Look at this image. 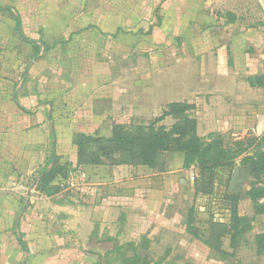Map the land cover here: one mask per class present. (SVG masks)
<instances>
[{
	"label": "crops",
	"instance_id": "crops-1",
	"mask_svg": "<svg viewBox=\"0 0 264 264\" xmlns=\"http://www.w3.org/2000/svg\"><path fill=\"white\" fill-rule=\"evenodd\" d=\"M166 9L170 11L163 20ZM158 16L155 26L151 20ZM167 18L172 22L170 35L189 38V54L199 64L185 97L178 98L171 80L164 107L177 102L192 105L189 113L197 121L199 136L240 132L243 128H231L234 122L260 117L257 90L240 79L264 73V0H0V264H97L98 247L105 244L141 245L149 251L168 246L172 254L183 243L187 259L198 258L197 250L213 263L236 258L238 242L231 249L229 237L225 236L228 245L223 244L225 237L221 239V250L231 254L223 259L205 243L206 225L199 229L187 220L182 223L174 172L77 165L76 135L109 137L114 124L131 116L129 108L136 105L142 115L150 105L117 101L120 114L115 119L112 91L87 94L90 90L83 82L65 85L41 74L44 57L52 50L65 54L78 47L92 55L106 37L114 45L119 36L142 31L145 37L155 36ZM54 23L60 25L50 43ZM19 53L25 54L24 69ZM140 62L141 85H146L151 68ZM169 66L165 71L174 74L177 65ZM55 166L82 167L86 183L71 187L69 177H57L50 184L57 192L37 191L44 172ZM260 234L264 232L256 235Z\"/></svg>",
	"mask_w": 264,
	"mask_h": 264
},
{
	"label": "rangeland",
	"instance_id": "rangeland-1",
	"mask_svg": "<svg viewBox=\"0 0 264 264\" xmlns=\"http://www.w3.org/2000/svg\"><path fill=\"white\" fill-rule=\"evenodd\" d=\"M169 11L170 9L164 10L160 17L165 20V12L167 13ZM157 19L159 21V16L155 21L153 19L151 20L155 26ZM167 19L168 20L166 21H161L162 32L155 36L149 35L148 37H145L146 35L143 31L140 34L133 36L130 35L129 37L119 36L114 39V45L111 43L112 40L109 37H106L103 39L102 43L97 45L98 48L92 55L89 54L92 53V51L85 53L80 51L78 47L65 54L59 52L58 49L52 50L44 57L43 62L45 63V69L41 70V74L47 78L48 81L56 79L60 83H65V85H76L83 82L86 84L84 87L85 90H90L87 94L90 92L91 94L97 93L99 95H104L106 88L108 91H112V97L115 102L113 107V112L116 113L113 114L115 119L118 118V115L120 114V112H118L119 109L117 108L118 104H116L117 101L129 100L130 102H140L141 104L145 101V103H147L145 106H151L149 111H146L145 114L138 115L136 105L132 104L133 110L129 108L131 104L128 103V111L131 112L130 110H132V112L129 113L131 116H129L127 120H123L125 122H119L113 126H123L127 132H136V129L137 127L139 128V126L151 127V125H155V123L153 124V121L158 118L165 110V107L169 105L167 104L164 107L167 103L166 101L170 97L168 90L171 80L177 86L176 88L175 86H172V88L174 87V92L176 90L175 93H177V96L180 99L185 97V91H187L188 87H191L194 84L192 83L194 76L198 73L195 69L197 64H199V59L193 57L194 55L192 53L189 54L188 42L190 39L172 37L170 35L171 32L169 31V28H172V22L169 18ZM59 25L60 23L54 25V36L50 39V43H52L53 40H56ZM79 39L80 38L77 39L76 46H80V44H78L80 42ZM105 40H107L106 47ZM17 59L24 69L26 63L25 54L19 53ZM140 61H146L147 65L151 68V70H147L146 73V78L144 80L146 85H141L143 83V78H141V76L144 68L142 67L143 63ZM149 62L151 64H149ZM104 63L113 66L110 68L108 66V68H106V66L102 65ZM171 63L177 65L174 74L173 72L170 74L169 70L165 71V67L169 68ZM90 65L91 68L96 67V70L87 69ZM127 65H130V67H127ZM152 66H157V68L152 70ZM154 70H157V72L152 73ZM156 73H160V76ZM174 75L176 79H174ZM262 75H264V73L250 75L240 79L251 89L257 90L258 108L261 112L260 117L256 118L255 121H253V119L249 120L248 123L247 121L238 124L234 122L231 128H243L240 132H235L234 130H232L233 132H230L231 130H227L222 133L212 132L199 136L197 134L196 124V135L198 138L205 143L214 140L220 141L222 147L231 152L238 153L242 151L241 153L246 155H253L256 153L259 150L256 139L264 133V88L251 86L249 78ZM50 88L52 90L57 87L51 86ZM160 103L163 105H160ZM177 103L187 104L186 102ZM162 106L163 110L159 112V109ZM187 115L193 117L189 112H187ZM179 122H182L181 117L167 116L161 122L156 124V126H162L166 131H170L172 127ZM225 124L227 128L230 127L228 120H225ZM257 129H260L261 132L258 133L259 130ZM86 136L94 137L89 134ZM93 148L94 145L92 143L87 145L88 151H93ZM243 156H240L235 161L233 167L221 168L215 171L210 183V188L207 181L203 180L204 178L201 179L200 177H196L194 181L189 179L190 169L192 168L185 169L183 167L184 154L182 152L171 150L160 153L157 157V163L153 168V173L163 172L169 174V172L172 171L174 174L178 175L174 186H176L179 191L177 207L183 219L181 221L184 223V221L186 222L187 220L189 224H192L199 229H204L205 225L211 223L227 224L229 222V210L231 209L232 203L225 199V195L233 193L237 194L241 198V201L238 203V213L243 219H245L244 225L249 224V227H251V229L253 228V230L250 229V231L244 232V234L239 237L236 250L237 256L231 263H229L264 264V257L258 258L254 255V237L257 233L264 232V215L255 216L251 200L244 197V193L251 190V182L253 180L242 176L240 161ZM236 166L238 174L235 177L233 188L230 189L232 174ZM76 169L83 171L87 179V174L82 167L71 168L68 171L67 177H69ZM241 178L243 179L242 181H240ZM85 183L86 181L84 184ZM70 189L69 186L66 187V190ZM207 189L210 190L209 194L203 195L199 193V191H206ZM74 191L79 190L75 189ZM166 198H168V196H166ZM260 203H264V199L261 200ZM219 231L220 230H217L214 235H218L220 233ZM112 233L114 234L115 231H112ZM163 241L168 242L169 239L165 238ZM226 241H228V237L223 239V244H226ZM139 248L143 247L140 246ZM151 249L152 250L150 251L147 249L137 250L133 247H117L116 245L112 247L109 244H105L98 247L97 264H185V262H191L192 264H223L213 263L208 259V255H203L199 250H197L198 258L187 259L188 247L183 243L177 247V252L172 254H169L168 246H156ZM105 252L107 253L104 254Z\"/></svg>",
	"mask_w": 264,
	"mask_h": 264
},
{
	"label": "trees",
	"instance_id": "trees-1",
	"mask_svg": "<svg viewBox=\"0 0 264 264\" xmlns=\"http://www.w3.org/2000/svg\"><path fill=\"white\" fill-rule=\"evenodd\" d=\"M253 87L264 88V75L249 78ZM193 109L192 105L183 103H172L165 107L162 114L148 127H137L136 132H127L125 127L115 125L109 138L89 137L84 134L75 136L74 145L77 148L78 166H110L118 167L123 165L139 167L143 166L153 169L157 163L160 153L166 151L182 152L184 154L185 169L190 167L195 170L196 177L206 180L209 184L213 173L221 168L233 167L235 161L243 156L240 161V168L244 178H251V190L244 193V197L251 200L255 216L264 215V133L256 139L258 151L253 155H246L241 152L235 153L225 150L220 141L205 143L196 135V121L187 115ZM181 117L182 122L175 124L170 131L162 126H156L165 117ZM94 145L93 151H88L87 145ZM66 167H54L44 172L36 190L50 195L57 192V189L50 184L58 177L65 179L68 175ZM241 176V177H242ZM210 190L199 191L203 195L209 194ZM225 199L231 202L229 222L227 224L211 223L205 229V243L209 248L217 252L223 259H228L231 254L222 251L221 239L229 237V246L234 249L244 232L250 231L249 224L244 225L245 219L238 214V203L241 198L233 193L225 195ZM189 224V223H188ZM220 230L218 235L214 233ZM252 230V229H251ZM215 237V238H214ZM255 253L264 255V234L254 237ZM141 246V245H140ZM130 244L119 247H133L137 250L147 247ZM118 247V245H117ZM189 264V263H185Z\"/></svg>",
	"mask_w": 264,
	"mask_h": 264
},
{
	"label": "built area",
	"instance_id": "built-area-1",
	"mask_svg": "<svg viewBox=\"0 0 264 264\" xmlns=\"http://www.w3.org/2000/svg\"><path fill=\"white\" fill-rule=\"evenodd\" d=\"M196 178V173L195 171H190L189 173V179L191 181H194ZM86 181V175L84 174L83 171L76 169L73 171V173H71V175L69 176L67 183L69 186L71 187H82V185L84 184V182Z\"/></svg>",
	"mask_w": 264,
	"mask_h": 264
},
{
	"label": "water",
	"instance_id": "water-1",
	"mask_svg": "<svg viewBox=\"0 0 264 264\" xmlns=\"http://www.w3.org/2000/svg\"><path fill=\"white\" fill-rule=\"evenodd\" d=\"M49 120H50V118H48ZM54 164V160H53V162H52V165ZM238 174V170H237V166L235 167V169H234V171H233V174H232V180H231V183H230V189H232L233 188V186H234V180H235V177H236V175ZM41 178V177H40ZM40 178L37 180V182L40 180ZM243 179L241 178L240 179V181H242ZM36 182V183H37ZM34 186L35 185H33L31 188H30V190H29V192H31V190L34 188Z\"/></svg>",
	"mask_w": 264,
	"mask_h": 264
}]
</instances>
